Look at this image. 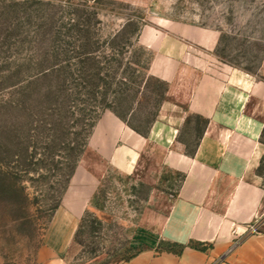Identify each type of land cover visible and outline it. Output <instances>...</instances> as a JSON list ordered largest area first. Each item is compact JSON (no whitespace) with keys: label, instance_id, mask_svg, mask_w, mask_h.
I'll list each match as a JSON object with an SVG mask.
<instances>
[{"label":"rangeland","instance_id":"obj_1","mask_svg":"<svg viewBox=\"0 0 264 264\" xmlns=\"http://www.w3.org/2000/svg\"><path fill=\"white\" fill-rule=\"evenodd\" d=\"M167 21L215 31L218 61L264 79V0H0V264H117L142 249L150 187L111 171L67 258L44 234L97 114L140 132L153 120L165 83L136 37ZM201 126L181 133L187 152Z\"/></svg>","mask_w":264,"mask_h":264},{"label":"crops","instance_id":"obj_2","mask_svg":"<svg viewBox=\"0 0 264 264\" xmlns=\"http://www.w3.org/2000/svg\"><path fill=\"white\" fill-rule=\"evenodd\" d=\"M136 41L151 52L147 75L165 83L155 116L141 134L112 110L100 111L45 247L67 258L111 171L150 187L137 226L143 247L117 264H264V79L218 61L217 33L196 24L143 25ZM195 121L202 126L189 154L180 136ZM164 242L181 250H162Z\"/></svg>","mask_w":264,"mask_h":264},{"label":"trees","instance_id":"obj_3","mask_svg":"<svg viewBox=\"0 0 264 264\" xmlns=\"http://www.w3.org/2000/svg\"><path fill=\"white\" fill-rule=\"evenodd\" d=\"M113 111V110H112ZM119 118H121L123 121H125L131 128H133L135 131H137V132H139V133H141V134H145L146 133V131L145 132H140V131H138L136 128H134L133 126H131L126 120H124L120 115H118L115 111H113ZM100 113V112H99ZM98 113V114H99ZM97 114V115H98ZM80 115V114H79ZM97 117V116H96ZM95 117V118H96ZM95 118L93 119V121L95 120ZM93 121H92V123H93ZM91 126H92V124L90 125V128H91ZM90 128H89V130H90ZM192 151V150H191ZM191 151H189V152H187V153H191ZM81 221H82V219H81ZM80 224H81V222H80ZM80 224H79V227H80ZM79 227H78V229H79ZM78 229H77V231H78ZM76 231V232H77ZM76 234V233H75ZM74 240H75V238H74ZM181 245H178V244H176V243H170V245H168V247H166V248H164V249H162V250H165V251H173V252H179L180 250H181ZM195 247H197V246H195ZM173 248H177L176 250H174ZM198 248H201V246H199ZM137 253V252H136ZM135 254V253H134ZM133 254V255H134ZM132 256V255H131ZM130 256V257H131ZM128 259V258H127ZM126 260V259H125Z\"/></svg>","mask_w":264,"mask_h":264}]
</instances>
